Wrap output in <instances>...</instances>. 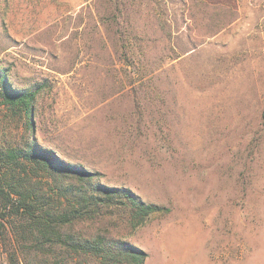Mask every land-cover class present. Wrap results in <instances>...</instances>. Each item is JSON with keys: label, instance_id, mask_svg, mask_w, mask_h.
<instances>
[{"label": "rangeland", "instance_id": "374dc122", "mask_svg": "<svg viewBox=\"0 0 264 264\" xmlns=\"http://www.w3.org/2000/svg\"><path fill=\"white\" fill-rule=\"evenodd\" d=\"M0 71L38 89L31 134L0 98V149L170 209L126 238L144 264H264V0H0ZM0 264L55 261L4 223Z\"/></svg>", "mask_w": 264, "mask_h": 264}, {"label": "trees", "instance_id": "16d2710c", "mask_svg": "<svg viewBox=\"0 0 264 264\" xmlns=\"http://www.w3.org/2000/svg\"><path fill=\"white\" fill-rule=\"evenodd\" d=\"M37 91L11 89L0 71L1 104L23 115L30 134ZM24 142L0 149V227L9 224L15 243L51 254L55 264H144L146 253L126 238L170 209L101 183L98 172L62 160L30 137Z\"/></svg>", "mask_w": 264, "mask_h": 264}]
</instances>
